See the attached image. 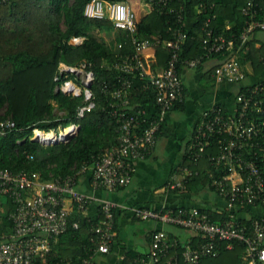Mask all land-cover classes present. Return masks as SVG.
Instances as JSON below:
<instances>
[{
    "label": "built area",
    "instance_id": "1",
    "mask_svg": "<svg viewBox=\"0 0 264 264\" xmlns=\"http://www.w3.org/2000/svg\"><path fill=\"white\" fill-rule=\"evenodd\" d=\"M262 1L247 0L242 7L247 26L238 42L223 34H215L207 23L203 39L204 54L185 61L186 66L196 68L215 56L217 61L211 70L214 81L219 84H241L235 97L234 111L214 103L203 112L186 145L185 155L196 165L207 158L214 166L209 174L210 185L225 199L229 216L223 221L213 220L209 212L200 207H136L134 214L138 219H153L174 225L192 236H201L204 241L195 246L191 240L184 242L170 236L164 229H157L151 234L149 251L135 259L133 264H198L205 256H218L223 245L226 249H232L236 244L245 246V264H264V217L253 219L248 227L235 212L238 208L264 207V173L256 160L257 151H253L255 147H260L259 139L264 135V79L242 85L246 72L241 60V54H246L250 49L248 43L252 37L257 32H264V19L259 18L264 10ZM146 3L149 12L178 10L172 6L173 0H146ZM85 14L93 18H109L117 30L137 31L139 19L128 1L92 0L87 4ZM179 19L182 21L183 16L180 15ZM184 26L183 22L173 37L164 41L170 58L159 71L154 67L157 61L155 52L145 51L155 50L160 39H142L134 34L133 51L121 54L116 67L123 74L138 73L149 79L148 86L154 89L158 112L149 119L147 108L132 106L129 97L132 82L123 75L120 76V85L113 89L104 88L111 92L113 98L120 99L123 107L114 108L112 112L118 122L119 143L103 149L91 167L95 189L113 192L129 185L137 162L155 149L157 133L165 121L164 114L184 100L185 84L178 69L182 47L188 37ZM83 40L84 37L74 36L70 42L80 44ZM122 45V42L118 44L119 47ZM63 73H71L73 77L58 84L56 89L75 95L84 94L85 102L78 109L77 121L72 120L66 126L60 125L50 130H33V139L44 144L72 138L80 127L78 120L96 106L92 89L95 74L88 68L87 61L83 60L80 66L62 63L59 74ZM15 125L10 117L0 121V137ZM213 144L218 149L217 153L209 152ZM88 169L89 166L84 164L73 174L43 180L38 172H14L0 167V194L7 195L14 203L13 210L9 212L12 229L0 231V264H98L97 254L110 253L120 235L116 226L118 206L111 200H102L98 204L100 219L91 224L92 246L87 255L80 261L72 258L51 261L49 258L53 242L69 227L72 208L88 217L91 207L96 204L97 199L93 195L78 189V177ZM215 169L221 170L222 174H216ZM199 172V169L187 163L178 165L172 171L166 189L187 190L192 177Z\"/></svg>",
    "mask_w": 264,
    "mask_h": 264
},
{
    "label": "trees",
    "instance_id": "2",
    "mask_svg": "<svg viewBox=\"0 0 264 264\" xmlns=\"http://www.w3.org/2000/svg\"><path fill=\"white\" fill-rule=\"evenodd\" d=\"M91 1L0 0V121L10 117L16 123L0 137V167L14 172H38L43 180L73 174L84 164L91 169L103 149L119 143L118 122L112 112L114 108L123 106L120 99L113 98L111 92L104 88L113 89L120 85L122 75L132 82L129 93L132 106L147 108L148 118H154L155 113L150 111L149 106H155V92L148 86L149 79L138 73L123 74L116 67L122 53L133 51L134 34L142 39L161 40L156 45L157 61L154 67L157 71L158 66L165 67L170 58L164 41L171 39L184 22L188 37L178 64L182 73L186 60L204 54L203 39L207 23L215 34H223L237 42L247 26V17L242 13L247 0H173L172 6L177 11L148 12L138 21L135 33L115 29L109 18L87 16L85 8ZM262 4L264 7V0ZM180 15L183 16L182 21ZM259 15L260 19H264V10ZM99 31L109 33V42L98 34ZM74 36L84 37L83 42L71 43ZM121 42L123 45L119 47ZM248 44L249 51L241 54L242 63L250 59L257 69L263 70L264 51L257 49L253 40ZM83 60L87 61L88 68L95 74L92 89L96 106L78 120V132L69 140L44 144L33 139L35 128L50 130L60 125L66 126L72 120L77 121L78 109L85 102L84 94L65 93L56 88L73 77L71 73L60 75V65L80 66ZM57 76L59 79H56ZM259 145L262 149L255 147L253 151H257L256 160L264 173V135L259 139ZM217 150L213 144L209 152L217 153ZM185 163L200 171L192 177L188 190L205 186L214 189L209 176L214 166L207 158L201 159L197 165L185 158ZM215 171L222 174L221 170ZM5 206L6 210H0L1 232L12 229L9 212L13 210L14 203L9 197ZM250 208L264 209L261 205L246 209ZM200 209L209 212L213 220L223 221L229 216L228 209L222 214ZM243 210L238 208L235 211L238 217ZM99 215L97 204L91 207L88 217L77 209L72 210L67 231L53 242L50 260L72 258L80 261L87 255L92 246L91 224L99 221ZM261 217H264V213H256L249 220L239 217V220L250 227L253 219ZM75 222L79 225L75 226ZM85 234L88 236L85 237ZM189 240L195 246L204 241L199 235L184 242ZM244 252L243 244H236L232 249H226L223 245L218 256H205L198 264H245ZM133 258L129 252L123 264H133Z\"/></svg>",
    "mask_w": 264,
    "mask_h": 264
},
{
    "label": "crops",
    "instance_id": "3",
    "mask_svg": "<svg viewBox=\"0 0 264 264\" xmlns=\"http://www.w3.org/2000/svg\"><path fill=\"white\" fill-rule=\"evenodd\" d=\"M127 1L134 7L139 20L149 12L146 0ZM252 40L257 49L264 51V32H257ZM145 52L156 54V49H147ZM262 59L264 60V56ZM216 61L217 58L213 56L196 68L184 66L182 77L185 98L178 106L164 114L165 123L157 138L155 149L152 154L137 162L134 177L129 185L113 192L103 188L95 189L92 185V169L78 177V189L93 195L97 199V205L102 200H111L118 206L116 222L120 235L110 253L97 255L98 264H123L129 252L133 255V260L146 254L150 249L151 234L157 229H164L170 236L183 241L192 237L191 233L174 225L153 219L139 220L134 214L136 207H200L219 214L227 209L225 199L209 186L183 191L166 189L172 171L185 163L186 145L191 140L203 112L214 103L223 105L229 111L235 110V97L241 84L216 83L211 77V70ZM158 67L159 70L163 68ZM243 67L246 79L242 85L264 79V69H257L250 59L243 62ZM149 109L155 114L158 112L155 106L150 105ZM256 213H264V209H245L239 212V217L249 220ZM87 236L88 234H85V237Z\"/></svg>",
    "mask_w": 264,
    "mask_h": 264
},
{
    "label": "rangeland",
    "instance_id": "4",
    "mask_svg": "<svg viewBox=\"0 0 264 264\" xmlns=\"http://www.w3.org/2000/svg\"><path fill=\"white\" fill-rule=\"evenodd\" d=\"M112 33H113V31H112ZM98 34H100L102 37H104L106 39V41L109 42V40H110L109 33H106V32H103V31H99ZM235 91H236V89H235ZM7 199H8L7 195L0 194V205H1L0 206V210H2V211L6 210L5 203L7 202Z\"/></svg>",
    "mask_w": 264,
    "mask_h": 264
}]
</instances>
